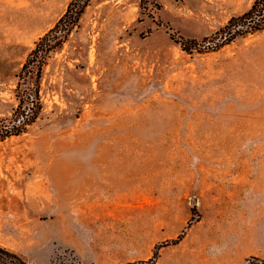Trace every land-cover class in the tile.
I'll return each instance as SVG.
<instances>
[{
  "label": "rangeland",
  "instance_id": "rangeland-1",
  "mask_svg": "<svg viewBox=\"0 0 264 264\" xmlns=\"http://www.w3.org/2000/svg\"><path fill=\"white\" fill-rule=\"evenodd\" d=\"M71 0H0V116ZM92 0L0 140V243L31 264H264V30L188 53L254 0Z\"/></svg>",
  "mask_w": 264,
  "mask_h": 264
},
{
  "label": "trees",
  "instance_id": "trees-1",
  "mask_svg": "<svg viewBox=\"0 0 264 264\" xmlns=\"http://www.w3.org/2000/svg\"><path fill=\"white\" fill-rule=\"evenodd\" d=\"M92 0H71L64 14L35 43L21 69L15 89L17 105L10 115L0 116V140L21 135L36 123L44 109L41 95L45 66L51 54L61 48ZM144 11L160 6L156 0H140ZM264 30V0H254L252 6L240 15L232 16L211 35L199 40L171 35L188 53L218 50L234 41ZM0 264H31L22 255L0 243Z\"/></svg>",
  "mask_w": 264,
  "mask_h": 264
}]
</instances>
